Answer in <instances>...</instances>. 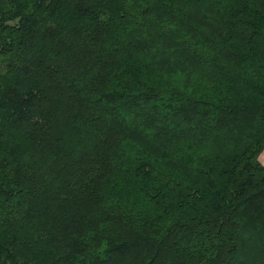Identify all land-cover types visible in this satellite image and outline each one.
I'll use <instances>...</instances> for the list:
<instances>
[{
    "label": "trees",
    "instance_id": "1",
    "mask_svg": "<svg viewBox=\"0 0 264 264\" xmlns=\"http://www.w3.org/2000/svg\"><path fill=\"white\" fill-rule=\"evenodd\" d=\"M264 0H0V264H264Z\"/></svg>",
    "mask_w": 264,
    "mask_h": 264
},
{
    "label": "rangeland",
    "instance_id": "2",
    "mask_svg": "<svg viewBox=\"0 0 264 264\" xmlns=\"http://www.w3.org/2000/svg\"><path fill=\"white\" fill-rule=\"evenodd\" d=\"M256 160L258 161V163L263 166L264 168V149L259 153L258 156H256Z\"/></svg>",
    "mask_w": 264,
    "mask_h": 264
}]
</instances>
